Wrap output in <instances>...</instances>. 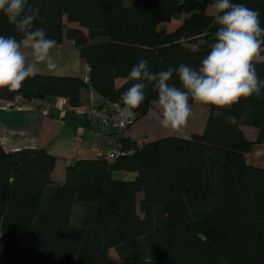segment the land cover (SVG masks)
I'll list each match as a JSON object with an SVG mask.
<instances>
[{"label": "trees", "instance_id": "obj_1", "mask_svg": "<svg viewBox=\"0 0 264 264\" xmlns=\"http://www.w3.org/2000/svg\"><path fill=\"white\" fill-rule=\"evenodd\" d=\"M232 2L258 11L264 27V0ZM29 3H37L43 17L34 28L57 43L73 41L89 67L88 81L38 73L17 92L0 89L1 100L65 98L76 107L81 90L92 88L122 106L120 94L134 83L126 77L140 58L154 72L181 63L198 68L218 28L206 11L212 0ZM0 35L22 38L2 12ZM256 67L264 79V63ZM170 82L179 86L175 75ZM156 100L149 85L136 119ZM208 108L201 134L142 145L118 135L124 154L75 160L61 184L50 178L55 158L44 148L24 150L13 161L0 144V264H113L110 248L119 264H264V168L245 160L253 144L264 142V98ZM229 115L244 118L229 125ZM243 124L257 129L254 141ZM114 171L136 176L118 180Z\"/></svg>", "mask_w": 264, "mask_h": 264}, {"label": "clouds", "instance_id": "obj_2", "mask_svg": "<svg viewBox=\"0 0 264 264\" xmlns=\"http://www.w3.org/2000/svg\"><path fill=\"white\" fill-rule=\"evenodd\" d=\"M212 8L213 21L218 26L215 42L198 68L181 63L154 72L146 57L132 67L126 80L134 83L119 97L122 106L118 105V118L122 123L136 119V110L146 99L149 85L157 93L158 126L169 133L188 127L193 104L231 109L242 99L264 98V79L256 67L264 63V27L259 12L232 0H213ZM0 12L22 36L17 39L0 35V89L17 92L27 79L38 74L41 65L48 72L56 70L52 50L57 42L43 28H34L36 20L43 23L37 3L0 0ZM174 75L179 86L170 82ZM243 118L229 115L225 122L237 125Z\"/></svg>", "mask_w": 264, "mask_h": 264}, {"label": "crops", "instance_id": "obj_3", "mask_svg": "<svg viewBox=\"0 0 264 264\" xmlns=\"http://www.w3.org/2000/svg\"><path fill=\"white\" fill-rule=\"evenodd\" d=\"M209 6L206 11L214 14ZM67 25L78 27L77 23ZM80 29L87 33L86 28L80 27ZM52 56L57 64L56 70L48 72L41 65L39 74L74 75L88 81L89 67L81 59L71 39L63 37L52 50ZM122 81L117 79L116 84L119 85ZM80 100V105L73 107L65 98L45 100L15 97L19 108L0 109V144L11 154L16 151L44 148L55 158L50 178L55 183L61 184L65 179L66 168L75 160L102 157L103 153L116 149L118 135L129 137L138 145L166 136L189 139L194 134L202 133L209 115L208 107L193 104L194 114L188 127L179 133H169L159 128L156 120L158 108L153 101L144 116L136 119L123 132L116 133L100 124L89 123L85 113V109L90 106H105L109 102L92 88L81 90ZM3 102L4 100L0 99V104ZM46 106L48 114H43L42 111ZM240 128L249 141L256 139V128L247 124L240 125ZM245 160L248 165L264 168V142L253 144L250 152L245 155ZM135 176V172L128 171L112 173L114 179L123 181L132 180ZM141 195L142 193L138 194V197L140 198ZM70 225L76 227L73 216ZM109 256L113 264L114 259H118L113 248L109 249Z\"/></svg>", "mask_w": 264, "mask_h": 264}, {"label": "built area", "instance_id": "obj_4", "mask_svg": "<svg viewBox=\"0 0 264 264\" xmlns=\"http://www.w3.org/2000/svg\"><path fill=\"white\" fill-rule=\"evenodd\" d=\"M10 107L19 108L16 104L15 98L10 101H5L0 104V109L7 110ZM43 114H48V107L46 106L44 110L42 111ZM85 113L87 116V120L89 123L93 124H100L104 126L106 129L112 131V132H123L126 130V128L131 125L134 121L131 123L128 122H121L118 118V104L115 103H108L105 106H90L87 109H85ZM119 154H124L119 151V148L110 150L106 153L102 154V157L104 159H107L109 161L114 160Z\"/></svg>", "mask_w": 264, "mask_h": 264}, {"label": "rangeland", "instance_id": "obj_5", "mask_svg": "<svg viewBox=\"0 0 264 264\" xmlns=\"http://www.w3.org/2000/svg\"><path fill=\"white\" fill-rule=\"evenodd\" d=\"M123 1V4L125 5V6H127V5H129V0H122ZM212 4H213V0H212V3L210 4V6H209V9H210V11L212 12H214V9L212 8ZM199 43H201V41H198L197 42V44H199ZM114 264H119V261H118V259H114Z\"/></svg>", "mask_w": 264, "mask_h": 264}, {"label": "water", "instance_id": "obj_6", "mask_svg": "<svg viewBox=\"0 0 264 264\" xmlns=\"http://www.w3.org/2000/svg\"><path fill=\"white\" fill-rule=\"evenodd\" d=\"M22 155V152L16 151L11 154L12 160L17 161Z\"/></svg>", "mask_w": 264, "mask_h": 264}]
</instances>
